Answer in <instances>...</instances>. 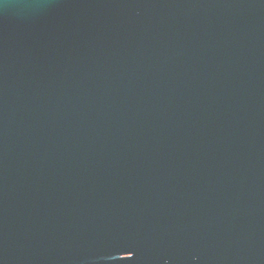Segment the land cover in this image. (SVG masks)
Wrapping results in <instances>:
<instances>
[{
  "label": "water",
  "instance_id": "1",
  "mask_svg": "<svg viewBox=\"0 0 264 264\" xmlns=\"http://www.w3.org/2000/svg\"><path fill=\"white\" fill-rule=\"evenodd\" d=\"M0 264H264V0H0Z\"/></svg>",
  "mask_w": 264,
  "mask_h": 264
}]
</instances>
